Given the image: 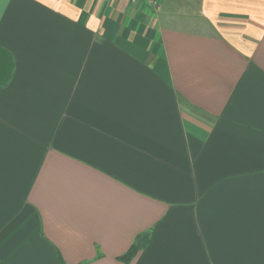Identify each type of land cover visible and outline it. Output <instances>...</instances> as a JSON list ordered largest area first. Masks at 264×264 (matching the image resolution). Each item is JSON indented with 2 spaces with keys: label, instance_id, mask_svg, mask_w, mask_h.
I'll list each match as a JSON object with an SVG mask.
<instances>
[{
  "label": "crops",
  "instance_id": "1",
  "mask_svg": "<svg viewBox=\"0 0 264 264\" xmlns=\"http://www.w3.org/2000/svg\"><path fill=\"white\" fill-rule=\"evenodd\" d=\"M0 264H264V0H0Z\"/></svg>",
  "mask_w": 264,
  "mask_h": 264
},
{
  "label": "trees",
  "instance_id": "2",
  "mask_svg": "<svg viewBox=\"0 0 264 264\" xmlns=\"http://www.w3.org/2000/svg\"><path fill=\"white\" fill-rule=\"evenodd\" d=\"M147 235H141L138 237L137 243L134 244V246H132V248L122 256L123 259H130L133 254L135 253L136 250H138L140 248V245H145L146 244V240H147ZM145 239V240H144Z\"/></svg>",
  "mask_w": 264,
  "mask_h": 264
},
{
  "label": "built area",
  "instance_id": "3",
  "mask_svg": "<svg viewBox=\"0 0 264 264\" xmlns=\"http://www.w3.org/2000/svg\"><path fill=\"white\" fill-rule=\"evenodd\" d=\"M147 2L153 8H158L160 6V0H147Z\"/></svg>",
  "mask_w": 264,
  "mask_h": 264
}]
</instances>
